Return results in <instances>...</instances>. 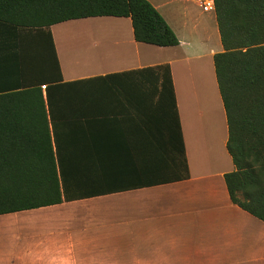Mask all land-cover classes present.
Segmentation results:
<instances>
[{
  "label": "crops",
  "instance_id": "crops-1",
  "mask_svg": "<svg viewBox=\"0 0 264 264\" xmlns=\"http://www.w3.org/2000/svg\"><path fill=\"white\" fill-rule=\"evenodd\" d=\"M147 1L177 46L136 42L128 17L10 31L26 51L22 83L42 95L53 150L64 165L88 168L92 190L111 193L0 215V264H264V222L231 202L224 181L234 166L214 73L215 14L208 26L192 1ZM0 56L1 81L13 63ZM158 66L169 67L189 177L142 185L131 157L143 149L141 121L147 114L161 131L167 118L155 108L161 80L138 72Z\"/></svg>",
  "mask_w": 264,
  "mask_h": 264
},
{
  "label": "trees",
  "instance_id": "trees-1",
  "mask_svg": "<svg viewBox=\"0 0 264 264\" xmlns=\"http://www.w3.org/2000/svg\"><path fill=\"white\" fill-rule=\"evenodd\" d=\"M214 6L222 47L213 56L214 73L226 116V150L234 166L224 181L231 202L264 222V0H214ZM101 16L130 18L136 42L179 44L147 0H0V54L13 63L0 81V215L111 193L92 190L86 181L88 168L64 165L61 152L53 150L42 95L21 80L26 51L20 35L10 32ZM53 59L58 72L54 54ZM138 73L161 80L155 108L167 118L161 131L153 129L156 120L147 114L141 121L143 149L140 157H131L147 177L142 185L186 180L189 172L169 67ZM160 168L162 174L155 179L153 172Z\"/></svg>",
  "mask_w": 264,
  "mask_h": 264
},
{
  "label": "rangeland",
  "instance_id": "rangeland-1",
  "mask_svg": "<svg viewBox=\"0 0 264 264\" xmlns=\"http://www.w3.org/2000/svg\"><path fill=\"white\" fill-rule=\"evenodd\" d=\"M189 1H192L193 3H188L187 2V3H185V5H190L191 6V10H192L193 14L197 15L200 18L207 19L208 20V26H209L210 25V19L209 18H212L213 13L212 12H203V10L198 7L197 2L201 1V0H189ZM212 24L213 23H211V25ZM214 39L216 40V37ZM219 43H220V41H219ZM207 45L212 46L210 40L207 42ZM217 47H218V43H217Z\"/></svg>",
  "mask_w": 264,
  "mask_h": 264
},
{
  "label": "built area",
  "instance_id": "built-area-1",
  "mask_svg": "<svg viewBox=\"0 0 264 264\" xmlns=\"http://www.w3.org/2000/svg\"><path fill=\"white\" fill-rule=\"evenodd\" d=\"M199 7L203 12H214V0H201L199 1Z\"/></svg>",
  "mask_w": 264,
  "mask_h": 264
}]
</instances>
